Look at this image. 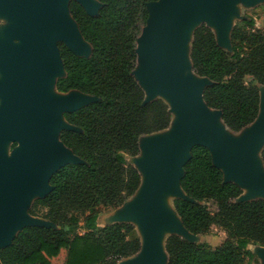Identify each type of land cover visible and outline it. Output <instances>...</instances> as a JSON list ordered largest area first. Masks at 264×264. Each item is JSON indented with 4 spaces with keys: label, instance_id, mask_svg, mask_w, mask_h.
Returning <instances> with one entry per match:
<instances>
[{
    "label": "trees",
    "instance_id": "obj_1",
    "mask_svg": "<svg viewBox=\"0 0 264 264\" xmlns=\"http://www.w3.org/2000/svg\"><path fill=\"white\" fill-rule=\"evenodd\" d=\"M98 1L101 6L94 15L76 0L68 2L90 54H73L57 42L64 74L56 78L55 89L95 97L62 114L70 127L60 130L59 139L81 161L53 172L50 191L35 198L27 210L51 225L21 228L0 248L1 264H116L140 250L132 223L100 226V219L140 184V173L129 162L139 152V137L163 130L171 121L166 102L145 101L134 76L137 39L148 18L146 4L156 0ZM189 56L193 72L210 80L202 93L206 105L218 109L233 132L249 125L258 115L259 85H264V31L252 18L243 19L232 26L226 50L201 23L193 30ZM260 156L264 165V144ZM180 185L186 198H174L173 206L185 229L203 236L216 225L225 238L210 246L204 239L169 234L165 264H259L252 249L264 246V198L238 199L243 190L223 179L201 144L191 147Z\"/></svg>",
    "mask_w": 264,
    "mask_h": 264
},
{
    "label": "water",
    "instance_id": "obj_2",
    "mask_svg": "<svg viewBox=\"0 0 264 264\" xmlns=\"http://www.w3.org/2000/svg\"><path fill=\"white\" fill-rule=\"evenodd\" d=\"M69 1L0 0V12L20 19L19 24L4 28L7 35L19 42L13 45L0 39V72L3 73L0 77V144L18 141L21 146L10 156L0 153V248L9 244L25 226L51 225L28 213L32 203L29 199L34 194L39 198L50 191L49 178L53 172L68 163L81 161L61 142L53 126L59 124L57 118L61 115L64 122L61 129L70 127L63 112L76 110L95 97L77 90H70L75 92L70 95L60 92L61 96H54L47 90L48 86L55 89L56 78L64 74L57 42H62L73 54H90L89 43L69 13ZM76 1L90 15L96 14L101 6L98 0ZM236 1L254 4L259 0H156L146 4L148 18L137 39L134 76L144 90L145 101L161 98L166 102L163 95L170 97L171 104L166 102L172 115L169 125L175 113L177 131L168 136L164 132L140 145L144 155L137 165L146 173L148 183L140 188V179L135 191L137 197L124 205L130 196L120 205L123 208L117 211L113 221L101 216L102 225L132 223L141 240L136 254L116 264L131 257L137 258L124 264H165L168 258L165 239L172 233L190 240L203 239L185 229L173 201L174 212L166 211L162 203L166 192L172 193L174 198H186L180 178L194 144L206 146L213 164L222 170L223 179L243 190L238 199L264 198V174L258 173L249 160L250 153L257 150L264 167L260 156L264 144V116L258 118L264 108L261 100L264 85H259L258 115L249 125L233 132L223 123L220 111L207 106L203 100V88L210 80L192 70L190 44L193 30L199 24L191 28L186 55L180 49L184 27L203 18L209 24L201 23L212 29L216 40L218 35L225 42L217 41L218 44L222 48L228 46L226 50H229L232 26L227 14ZM212 22L216 30L211 27ZM185 66L190 68L193 77L184 74ZM216 119L231 133L245 130L244 137L239 141L224 137L214 125ZM168 127L145 135L153 136ZM246 186L249 192L244 191ZM252 252L260 258L259 264H264V246L254 247Z\"/></svg>",
    "mask_w": 264,
    "mask_h": 264
},
{
    "label": "rangeland",
    "instance_id": "obj_3",
    "mask_svg": "<svg viewBox=\"0 0 264 264\" xmlns=\"http://www.w3.org/2000/svg\"><path fill=\"white\" fill-rule=\"evenodd\" d=\"M67 1L68 0H66V2ZM227 18H228L231 26H233L234 24H237V23H239V24L242 23L243 19L252 18L254 20L255 27L264 31V0H259V1L255 2L254 4L246 3L245 1H236V2L232 3V9L227 14ZM203 21L206 24H209L208 21H206L203 18H201V19L196 20L194 23H191V25L194 27V26L200 24ZM19 23H20V19L19 18L15 17L13 15L4 13V12H0V39L6 40L7 42H9L10 44H13V45L17 44L19 42V40L16 39L15 37H13V36L7 35L5 33V31H4V28L8 27V26H11V25H17ZM211 27L214 30L217 29L216 25L213 22L211 23ZM216 36H217V41L220 44H225V42H222L221 39L218 38V35H216ZM223 46H224L225 49H228V46H225V45H223ZM185 50L186 51L188 50V43H186ZM184 71H185V75L186 76L193 77L189 67L185 66V70ZM57 75L53 76L54 80L57 77ZM0 77H2L1 76V72H0ZM47 90L50 91V93L52 95H54V96H61V93L59 91L55 90L53 87H49L48 86ZM73 93H75V92L74 91H70L69 93L67 92L66 94L63 93V95L65 96V95H70V94H73ZM155 96H158V94H156ZM163 98H164V100L166 102L171 104L166 99V97L163 96ZM2 99L3 98H1V100ZM261 100L264 101V87H262V89H261ZM261 113H264V108L261 109ZM262 116H264V114ZM261 117H260V119H261ZM57 120H58L59 124L57 126H53V128H54V130L57 133H59L60 129L64 126V122L62 120L61 115L58 116ZM176 131L177 130H176L175 113H173L172 124L169 125V127H168V129L166 131H162L161 133H157V134H155L153 136L144 135V136H141L139 138V152H138V155L136 156V158H134L133 161H132V159L131 160L129 159V162L134 163L136 165V167L138 168L140 174H141V185H140V188H143L148 183V177H147L146 173L137 165L138 164V160L141 159L143 157V155H144L142 149L140 148V145H143V143L148 141L151 137L158 136L159 134H164V132H165V135L168 136V135H171V134L175 133ZM228 132L229 133L226 134V135L224 134V136L226 138L230 139V140H233V141H239L245 135V130H242L239 133H231L230 131H228ZM0 149L3 150V155L6 153L7 156H10L11 153L15 149H17V150L21 149V146H20L18 141H7L4 144H3V142H2V144H0ZM254 156H255V152H253L252 155L249 156V160L253 162L255 160ZM135 161H136V163H135ZM249 189L250 188L248 186L244 187V191L245 192H249ZM260 194H262V193L260 192ZM36 197H38V194H34L29 199V203H31ZM136 197H137L136 193H134L133 196H131L124 205H127L130 201L134 200ZM174 197L175 196H173V194L170 193V192H166L163 195V200H162L163 207L168 212L169 211H173L172 201H173ZM208 205H209V208H210L211 211H215L216 208H215V205L213 203L210 202ZM121 208H123V207L121 206V207H119V208H117L115 210H105V211H103L102 215H104L105 217H108V219L110 221H113L115 218H117V211L119 209H121ZM174 215H175V213H174ZM100 226H101V224H100ZM224 238H225L224 231L219 226H216V225L211 226L210 230L205 235H203V239L205 241H207V243L210 246H215V245L221 243L224 240ZM255 256L258 259L259 263H260L261 260L258 257V255H255ZM136 258L137 257L127 258V259L122 260L120 263L124 264V263L130 262V261H132V260H134ZM248 263H250V262H248Z\"/></svg>",
    "mask_w": 264,
    "mask_h": 264
},
{
    "label": "bare ground",
    "instance_id": "obj_4",
    "mask_svg": "<svg viewBox=\"0 0 264 264\" xmlns=\"http://www.w3.org/2000/svg\"><path fill=\"white\" fill-rule=\"evenodd\" d=\"M64 16H65V18H67L68 19V16H67V14H64ZM193 26L191 25V23L190 24H188V25H186L185 27H184V29H183V32H182V37H181V40H180V49H181V52H182V54L183 55H186V50H185V48H186V43H188V45H189V36H190V32H191V29L190 28H192ZM186 51V52H185ZM190 69V68H189ZM184 70H185V67H184ZM191 71V70H190ZM2 72H1V76H2ZM184 74H185V71H184ZM164 97H166V99L171 103V101H170V97L169 96H167V95H163ZM2 102H3V99H2ZM0 105H2V103L0 104ZM264 113H261V110H260V114H259V119H260V117L263 115ZM214 125H215V127L219 130V132L224 136V134L226 135V134H228L229 132H228V130L225 128V126L222 124V122L220 121V119H216V120H214ZM225 137V136H224ZM253 152H255V162L253 161H251L254 165H255V169H256V171L258 172V173H260V174H264V167L262 166V164H261V162H260V160H259V157H258V152H257V150H253L251 153H250V155H252V153ZM0 153L1 154H3V150L2 149H0ZM249 155V156H250ZM222 169L224 170V171H226L225 170V168L224 167H222Z\"/></svg>",
    "mask_w": 264,
    "mask_h": 264
},
{
    "label": "crops",
    "instance_id": "obj_5",
    "mask_svg": "<svg viewBox=\"0 0 264 264\" xmlns=\"http://www.w3.org/2000/svg\"><path fill=\"white\" fill-rule=\"evenodd\" d=\"M102 225V224H101Z\"/></svg>",
    "mask_w": 264,
    "mask_h": 264
}]
</instances>
